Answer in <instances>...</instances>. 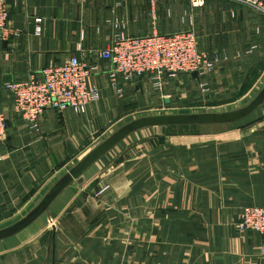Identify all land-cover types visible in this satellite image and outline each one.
Masks as SVG:
<instances>
[{"label": "crops", "instance_id": "obj_1", "mask_svg": "<svg viewBox=\"0 0 264 264\" xmlns=\"http://www.w3.org/2000/svg\"><path fill=\"white\" fill-rule=\"evenodd\" d=\"M0 38V231L28 218L101 143L147 116L239 103L264 89V17L232 0H9ZM129 37L194 31L211 73L120 80L101 57ZM72 58L98 68L99 102L49 109L33 130L7 83ZM174 99V100H173ZM186 101V103H184ZM190 101V102H189ZM192 101V102H191ZM233 111V110H232ZM109 187L102 195L104 188ZM264 208V104L237 123L153 127L131 134L60 192L26 228L0 240V264H264V234L242 232L241 211Z\"/></svg>", "mask_w": 264, "mask_h": 264}, {"label": "built area", "instance_id": "obj_2", "mask_svg": "<svg viewBox=\"0 0 264 264\" xmlns=\"http://www.w3.org/2000/svg\"><path fill=\"white\" fill-rule=\"evenodd\" d=\"M8 1L0 0V38L4 40L11 34ZM232 1L249 6L264 17V0ZM204 4L205 0H191L192 8H200ZM115 28L111 43L101 57L111 63L109 75L119 95L123 94V90L118 88L120 80L130 83L135 78L150 75L155 87L163 89L166 75L211 73L221 61L200 51L194 31L155 32L150 36L133 38L121 31V25L115 24ZM97 72V67L72 58L62 66L44 69L42 78L31 75L23 82L7 83L5 88L13 95L16 112L33 130L39 131V119L49 109L85 113L90 104L100 101L99 89L90 88L88 84L90 77ZM6 131V117L0 114V140ZM108 189L104 188L99 194ZM239 228L242 232L264 234V208H243Z\"/></svg>", "mask_w": 264, "mask_h": 264}, {"label": "water", "instance_id": "obj_3", "mask_svg": "<svg viewBox=\"0 0 264 264\" xmlns=\"http://www.w3.org/2000/svg\"><path fill=\"white\" fill-rule=\"evenodd\" d=\"M191 76L199 79V73H192ZM264 104L263 91L246 107L238 110L222 113H196V114H163L153 115L137 119L122 127L111 137L101 143L84 160H82L68 175H66L42 200L33 213L16 226L0 231V240L13 235L26 228L49 207L53 199L64 189L75 181H81L83 174L116 146L127 139L131 134L146 128L173 127V126H204V125H225L242 121L255 113Z\"/></svg>", "mask_w": 264, "mask_h": 264}, {"label": "rangeland", "instance_id": "obj_4", "mask_svg": "<svg viewBox=\"0 0 264 264\" xmlns=\"http://www.w3.org/2000/svg\"><path fill=\"white\" fill-rule=\"evenodd\" d=\"M255 98H256L255 95H251V96H248V98L246 100H244V102L242 101V102H239V103H205L204 104V108L205 109L196 110L193 113H189V114H196V113H222V112H228V111H232V110H238V109H241L243 107H246ZM184 103H186V101ZM182 111L184 112V110H175L174 113H172V114H179V112H182Z\"/></svg>", "mask_w": 264, "mask_h": 264}]
</instances>
